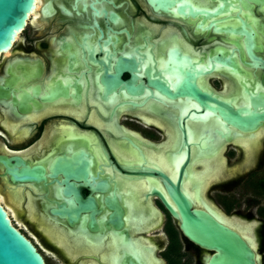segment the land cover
I'll use <instances>...</instances> for the list:
<instances>
[{"label":"flooded vegetation","instance_id":"1","mask_svg":"<svg viewBox=\"0 0 264 264\" xmlns=\"http://www.w3.org/2000/svg\"><path fill=\"white\" fill-rule=\"evenodd\" d=\"M0 89V204L45 264H207L172 187L264 264V0H35Z\"/></svg>","mask_w":264,"mask_h":264},{"label":"water","instance_id":"2","mask_svg":"<svg viewBox=\"0 0 264 264\" xmlns=\"http://www.w3.org/2000/svg\"><path fill=\"white\" fill-rule=\"evenodd\" d=\"M34 5L35 0H0V55L12 46L16 34L23 30ZM232 118L235 122H243L239 117ZM248 123H254V120L251 119ZM199 159L196 167L201 165ZM2 163L10 169L12 181L43 180V172L40 169H29L16 160L13 163L2 160ZM16 165L22 168L17 171ZM59 171L66 175V163L60 165ZM170 196L176 204L177 212L169 205H166V208L174 219L180 221L179 228L183 235L195 245L214 251L207 264H255L252 249L237 233L217 223L207 213L192 209L186 197L175 187L170 190ZM58 214L66 216V210H60ZM0 264H45L32 243L12 226L1 204Z\"/></svg>","mask_w":264,"mask_h":264},{"label":"bare ground","instance_id":"3","mask_svg":"<svg viewBox=\"0 0 264 264\" xmlns=\"http://www.w3.org/2000/svg\"><path fill=\"white\" fill-rule=\"evenodd\" d=\"M34 7H35V5H34ZM34 9V8H33ZM33 9H32V11H33ZM31 11V12H32ZM18 34V33H17ZM16 34V35H17ZM16 37V36H15ZM15 37H14V39H15ZM5 126V125H4ZM9 127V126H8ZM64 131V130H63ZM209 161V160H208ZM160 163H162V162H160ZM202 163H204V162H202ZM201 163V164H202ZM206 163V162H205ZM211 163V162H210ZM209 164V163H208ZM205 165H207V164H205ZM165 167H166V165H165ZM169 167V166H168ZM206 169V168H205ZM210 169V168H209ZM201 170H202V168H201ZM208 170V169H207ZM213 171V170H212ZM207 172V171H206ZM209 172V171H208ZM203 175V174H202ZM214 175V174H213ZM215 176V175H214ZM210 179H211V177H209ZM205 178H203V180H204ZM202 180V181H203ZM192 181H193V179H192ZM205 181V180H204ZM206 182V181H205ZM204 183V182H203ZM202 183V184H203ZM206 185H207V183H206ZM205 185V186H206ZM132 186V185H131ZM205 186H204V188H205ZM126 189V188H125ZM206 189V188H205ZM204 190V189H203ZM32 191V190H31ZM124 191V190H123ZM200 191H201V189H200ZM18 192V191H17ZM203 192V191H202ZM22 196V195H21ZM202 196V195H201ZM18 198V197H17ZM19 199V198H18ZM18 199H16V201L18 200ZM23 199V198H22ZM1 200V199H0ZM9 200V199H8ZM31 201V200H30ZM29 203V202H28ZM11 204V203H10ZM14 206V205H13ZM6 207H8V210L10 211V214H12V215H14V212L15 211H13L12 210V207H11V209L9 208L10 206H7L6 205ZM30 207H32L31 205H30ZM29 207V208H30ZM17 210V209H16ZM30 210V209H29ZM41 210V209H40ZM19 211V210H18ZM26 211V210H25ZM6 213H7V215L9 214L7 211H6ZM32 213V212H31ZM30 214V213H29ZM33 214H31V216H32ZM9 216V215H8ZM15 216V215H14ZM32 218V217H31ZM29 219H30V217H29ZM31 221V220H30ZM38 224H39V222H38ZM229 224L230 225H232L230 222H229ZM37 228V227H36ZM41 228V227H40ZM236 228L238 229V230H240V226H236ZM44 230H43V232L45 233L44 234V236H46L47 237V239H49V240H51L52 238H54V239H57L56 241H53L54 243L56 242V245L57 246H60L61 247V251H62V249H63V251L64 250H66V235H65V233L61 230V229H58V228H56V227H54V226H50V225H45L44 226V228H43ZM244 231V230H243ZM53 239V240H54ZM49 242V241H48ZM69 246V245H68ZM68 250V249H67ZM62 251V252H63ZM61 252V253H62ZM46 254V253H45ZM63 254V253H62Z\"/></svg>","mask_w":264,"mask_h":264},{"label":"rangeland","instance_id":"4","mask_svg":"<svg viewBox=\"0 0 264 264\" xmlns=\"http://www.w3.org/2000/svg\"><path fill=\"white\" fill-rule=\"evenodd\" d=\"M50 264H53V263L50 261Z\"/></svg>","mask_w":264,"mask_h":264}]
</instances>
